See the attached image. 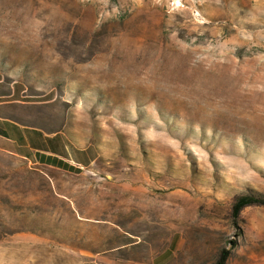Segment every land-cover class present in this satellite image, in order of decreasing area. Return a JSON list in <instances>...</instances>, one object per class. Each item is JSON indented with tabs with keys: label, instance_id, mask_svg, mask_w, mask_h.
I'll return each instance as SVG.
<instances>
[{
	"label": "rangeland",
	"instance_id": "obj_1",
	"mask_svg": "<svg viewBox=\"0 0 264 264\" xmlns=\"http://www.w3.org/2000/svg\"><path fill=\"white\" fill-rule=\"evenodd\" d=\"M0 79L86 161L0 150V264H264V0H0Z\"/></svg>",
	"mask_w": 264,
	"mask_h": 264
},
{
	"label": "crops",
	"instance_id": "obj_2",
	"mask_svg": "<svg viewBox=\"0 0 264 264\" xmlns=\"http://www.w3.org/2000/svg\"><path fill=\"white\" fill-rule=\"evenodd\" d=\"M16 91L19 94L24 92L14 88L7 97H12ZM0 106V108L4 107L2 103ZM0 150L6 154L22 158L28 163L49 167L60 162L69 163L76 160L68 149V141L63 132L46 133L38 128L27 127L3 116H0ZM85 162L77 161L76 163L81 165ZM90 264L100 263L95 260Z\"/></svg>",
	"mask_w": 264,
	"mask_h": 264
},
{
	"label": "trees",
	"instance_id": "obj_3",
	"mask_svg": "<svg viewBox=\"0 0 264 264\" xmlns=\"http://www.w3.org/2000/svg\"><path fill=\"white\" fill-rule=\"evenodd\" d=\"M251 206L264 207V196L254 193H243L236 197L231 207V221L234 225H236L238 218H240L241 211ZM229 244L231 245V247L227 250L224 249L222 252H220L215 264H226L230 256L231 250L235 247V243L231 242Z\"/></svg>",
	"mask_w": 264,
	"mask_h": 264
}]
</instances>
